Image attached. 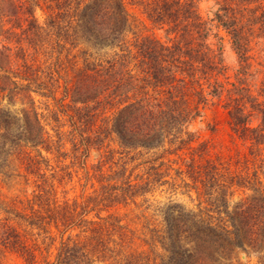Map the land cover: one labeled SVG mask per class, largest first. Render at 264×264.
<instances>
[{"label": "trees", "instance_id": "16d2710c", "mask_svg": "<svg viewBox=\"0 0 264 264\" xmlns=\"http://www.w3.org/2000/svg\"><path fill=\"white\" fill-rule=\"evenodd\" d=\"M210 2L206 19L198 13V0L150 2L146 14L162 38L143 36L127 45L122 36L128 20L121 0H0V101L6 102L0 106V171L16 161L36 177L31 191L36 208L25 221L42 243L52 245L58 238L54 257L45 264H239L234 253L247 254L246 247L257 246L256 263L264 264V192L230 211L228 187L245 183L232 176L225 187L220 179H226L225 173L194 157L182 159L185 175L203 189L208 208L195 213L180 204L164 205L161 227L152 234L159 253L124 255L114 249L117 218L106 212L136 198L146 200L154 188L167 183L164 156L137 164L147 166L143 176L132 179L130 163L136 158L130 153L167 146L169 156L191 147L197 137L194 121L202 117L204 105L224 92L232 129L264 145V101L253 94L261 71L248 62L249 46L264 47V0ZM220 32L237 59L227 90L217 79L226 69ZM81 43L95 51L81 49L76 56L74 81L51 113L56 123L51 141L37 104L47 98L44 91L54 88L63 69L62 64L55 66L61 51L70 52ZM105 47L117 50L98 54ZM112 136L119 152L106 148ZM63 144L70 146L72 163L90 162L97 187L82 202L58 201L40 169L41 150L34 156L26 150L40 147L47 152L51 145L59 150ZM0 213L11 212L0 208ZM0 246L37 264L8 216L0 217Z\"/></svg>", "mask_w": 264, "mask_h": 264}, {"label": "rangeland", "instance_id": "374dc122", "mask_svg": "<svg viewBox=\"0 0 264 264\" xmlns=\"http://www.w3.org/2000/svg\"><path fill=\"white\" fill-rule=\"evenodd\" d=\"M152 1L155 0H121L128 20L127 28L122 36L123 42H126L127 45L133 44L135 39L143 36L162 38L161 30L149 21L146 14V9ZM210 4V0H198V13L202 19L210 16L208 12ZM220 34L223 37L225 36L223 32H220ZM212 42L215 43V40L212 39ZM81 49L95 51L90 46H84V43H81L80 46L70 52H66L65 48L61 51L55 66L58 69V66L62 64L63 69L60 70L59 68V77L55 78L54 88L52 87L50 91H44V94L48 95L47 98L43 97L42 103L37 104L41 124L45 129L44 131L48 132V139L51 141L54 135L52 127L56 124L52 120L51 113L58 110L59 104H61L58 100L63 98L64 88H69L74 81L73 71L79 66V59L76 56ZM112 49L117 50L116 47ZM112 49L105 47L103 50H98V54L106 56L111 53ZM262 49H264L263 46H249L248 62L251 69L258 68L261 71L256 80L258 90L253 89V94L259 95V100L264 101V90L261 89L264 87V53L261 52ZM221 53L226 69L218 74L217 79L227 90L230 89V84L234 82L237 59L227 43L226 37L223 39ZM74 62L77 63V66L72 67ZM224 94L225 92L221 98L210 100L203 106L202 117L195 120L192 126V129L197 133V137L195 141L191 142V147H184L176 155L169 156L164 152L167 146L148 151L141 150L140 155L135 154L137 151L130 153V155L134 154V158H136L130 163V167H134L131 173L132 179L136 176H143L147 166V164H143L136 167L137 164L156 156H164L162 161L165 162L166 166H169L168 177L167 183L154 188L146 196V200L136 198L134 201H128L125 204L106 209L108 214H112L117 218L118 230L114 235L116 242L114 249L120 250L124 255L140 252L159 253L161 250L154 242L152 234L154 229L161 227V209L164 205L170 203L180 204L195 213H201L203 208H208L207 202L201 194L203 189L192 184L188 176L185 175L186 164L183 163L182 159L189 160L194 157L201 165L214 164L220 173H225L226 179L220 178L225 182V187L229 186L230 177L235 176V180L241 178L239 181L242 184L244 182L245 187L235 185L228 187L227 194H231L228 198L230 211L242 200H251L260 192H264V168H262L264 164V145L257 146L232 129L227 111L223 106L226 98ZM53 97L55 100L52 99ZM68 101L69 99L66 98L62 102L66 104ZM5 103V101H0V106ZM19 104L17 102V108ZM11 109L13 108L11 107ZM106 146L107 149L114 152L120 151L114 136L107 141ZM51 148L47 152L40 147H26V150L30 152L31 156L36 155V151L41 150L43 160L39 166L45 172L48 181L55 187L58 201L76 199L78 202H82L97 187L89 160L84 163L83 161L76 162L74 160L75 163H72L68 144L61 145L59 150H56L53 145H51ZM117 156L115 155L114 159H117ZM166 160L173 162L169 164ZM107 164L104 165L105 170H107ZM216 173L218 174L217 171ZM35 181L36 177L27 174L16 161H11L8 167L1 169L0 208L11 213H0V217L8 216L11 218V223L20 233L23 243L35 254L37 264H45L53 259L58 245V238L52 245L47 240L42 243L41 239L35 235L34 229L30 228L25 221L26 216H30L36 208L31 193ZM196 190L201 191L197 192ZM216 191L217 189H214V192ZM105 214L102 213L103 216ZM259 250H261V246H257L254 250L246 247L247 254L235 252L234 256L236 255V258H238L239 264H257L256 256ZM28 263L31 262H26L18 252L0 246V264Z\"/></svg>", "mask_w": 264, "mask_h": 264}]
</instances>
